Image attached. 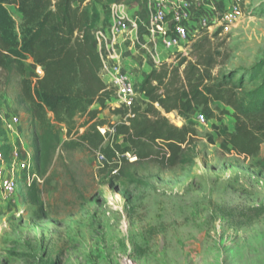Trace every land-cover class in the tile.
I'll list each match as a JSON object with an SVG mask.
<instances>
[{
    "label": "rangeland",
    "instance_id": "1",
    "mask_svg": "<svg viewBox=\"0 0 264 264\" xmlns=\"http://www.w3.org/2000/svg\"><path fill=\"white\" fill-rule=\"evenodd\" d=\"M230 1L210 2L206 26L180 52L190 54L193 42L207 35L217 58L212 76L253 74L244 91L264 81V0H244L241 16L224 30L215 12ZM5 8L20 38L23 16ZM25 64L34 79L35 64ZM224 108L230 110L213 102L205 112L165 114L200 136L187 161L173 169L130 166L124 179L109 182L96 177L97 155L82 149L58 157L41 182L19 185L11 198L0 192V264H264V144L247 159L224 150L234 130L231 116L217 119ZM13 111L34 150L23 108L12 107L9 91L0 96V114ZM200 113L204 123L197 121ZM98 117L107 126L120 120L109 108ZM57 130L63 138L64 128Z\"/></svg>",
    "mask_w": 264,
    "mask_h": 264
},
{
    "label": "trees",
    "instance_id": "2",
    "mask_svg": "<svg viewBox=\"0 0 264 264\" xmlns=\"http://www.w3.org/2000/svg\"><path fill=\"white\" fill-rule=\"evenodd\" d=\"M99 2L0 0V96L10 91L12 107L23 108L39 177L58 157L82 149L102 156L96 177L109 182L124 179L130 166L173 169L187 161L186 152L200 136L192 125L176 126L165 114L181 117L196 108L205 112L213 102L231 110L221 109L217 119L225 115L234 119V130L221 147L244 159L259 152L264 144V81L243 91L254 82L253 74L237 77L230 70L220 79L212 76L217 58L207 35L193 42L190 54L176 51L173 61L159 62L144 77L137 90L148 100L144 109L110 106L114 90L100 76L103 63L94 33ZM5 5L23 16L20 38ZM26 59L42 74L30 78ZM104 108L120 120L107 126L98 117ZM57 126L64 128L63 138ZM101 126L104 134L98 130Z\"/></svg>",
    "mask_w": 264,
    "mask_h": 264
},
{
    "label": "built area",
    "instance_id": "3",
    "mask_svg": "<svg viewBox=\"0 0 264 264\" xmlns=\"http://www.w3.org/2000/svg\"><path fill=\"white\" fill-rule=\"evenodd\" d=\"M151 13L147 18L145 33L154 43H159L163 48L173 51H181L189 41L188 21L194 16L199 17L202 11L209 7L212 0H149ZM244 0H231L224 10L215 12L216 18L227 30L234 21L242 14ZM195 14V15H194ZM207 16L199 18L202 28L208 22ZM126 14L121 9L112 10L108 22V32L111 34L110 42L105 46L102 59V70L107 73L109 86L114 90V98L109 102L114 107L134 106L138 95L128 70L120 62V54L117 51V36L124 34L130 26ZM98 44L102 34H95ZM181 48V50H179ZM36 73L42 74L39 66ZM206 120L205 113L197 117L199 123ZM0 192L4 198H11L19 183L30 186L35 180L41 182L35 171L33 159L34 151L26 146L21 136L22 127L19 115L15 111L9 115L0 114ZM101 134H104L105 127H98ZM129 157V155L127 154ZM102 156L97 154L100 162ZM133 160L134 157H129Z\"/></svg>",
    "mask_w": 264,
    "mask_h": 264
},
{
    "label": "crops",
    "instance_id": "4",
    "mask_svg": "<svg viewBox=\"0 0 264 264\" xmlns=\"http://www.w3.org/2000/svg\"><path fill=\"white\" fill-rule=\"evenodd\" d=\"M98 7L100 11L99 25L95 28L94 33L102 34L98 44V51L101 55L111 38V34L108 32V22L112 10H123L129 24L136 23L134 27L130 26L126 33L117 36L116 48L120 54L121 64L128 70L131 81L138 90L144 77L159 62L169 59L174 54L173 51L163 48L159 43H154L145 33L147 18L152 11L151 3L149 0H101ZM208 13H211L210 6L205 8L199 17L194 16L188 21L189 38L201 29L198 25L199 18L208 15ZM100 76L110 85L107 79L108 75L102 68ZM137 97L140 100L139 102L135 101L134 106L144 109L148 102L147 98L141 94H138ZM193 111H190L189 114ZM221 121L226 122L224 118Z\"/></svg>",
    "mask_w": 264,
    "mask_h": 264
},
{
    "label": "water",
    "instance_id": "5",
    "mask_svg": "<svg viewBox=\"0 0 264 264\" xmlns=\"http://www.w3.org/2000/svg\"><path fill=\"white\" fill-rule=\"evenodd\" d=\"M179 50H181V48H179ZM177 124H181V122H180V121H178V122H177Z\"/></svg>",
    "mask_w": 264,
    "mask_h": 264
}]
</instances>
